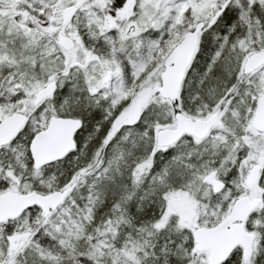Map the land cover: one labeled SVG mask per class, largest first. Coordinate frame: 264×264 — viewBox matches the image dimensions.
Listing matches in <instances>:
<instances>
[{
  "label": "rangeland",
  "instance_id": "374dc122",
  "mask_svg": "<svg viewBox=\"0 0 264 264\" xmlns=\"http://www.w3.org/2000/svg\"><path fill=\"white\" fill-rule=\"evenodd\" d=\"M73 3H76V0H0V5L3 6L16 7L18 5V8H22L23 15L30 13L36 19L50 20L57 27L60 26V31L56 35L55 40L51 39L50 41L45 39V36L42 37V34L36 30L26 28L25 24L20 20L21 18H18L17 23L15 12L0 14V119L7 114L18 111V109H25L29 110L30 118L27 126L31 132L42 129L47 124L48 118H44L43 113L34 114L28 106H30L29 102L33 100L35 92L47 82L56 81V84L63 82L61 52L56 45V39L58 41L57 37L62 32L63 11ZM254 4H257L263 12L261 16L252 13ZM229 5L234 6L236 14L232 18L231 24L229 25L228 23L223 30L228 34L238 23L244 25V31L248 34L249 39L255 38L260 31V26L264 24V0H139L137 10L139 11L138 15L141 17L140 26L148 22L150 31L154 35H151L147 45L148 51L145 53V60H138L139 65L134 67L130 76L133 78L138 74L140 75L141 72H144L143 66L148 63L150 71L146 72L143 84L141 79L135 85L133 93L134 106L125 113L130 114L134 118V115L146 102H151V105L155 107H159L161 102H164L166 107L168 106L163 99L154 94L155 89L158 90L159 87V74L163 70L164 55L197 21L207 20L208 23L201 34L213 30L212 26ZM108 7L107 0H83L78 5L77 11L71 19L70 29L81 31L88 26L92 28L98 27L100 22L112 16L107 9ZM135 15H137L136 8L133 16ZM17 38L18 48H16ZM222 40L211 63L217 58L216 54L224 46L226 35L225 37L223 36ZM249 45L242 49L241 58L238 62L241 73L245 58L249 54L262 49L258 45ZM17 49L18 52H16ZM17 54L18 57L16 58ZM37 62H39L40 67L38 72L34 69ZM21 69L23 71L18 72ZM115 74L118 81L114 83V102L124 97L130 87L127 84H130V82L125 79L124 83L120 79L123 75L121 70H116ZM141 76H143V73ZM241 78L242 85L239 88L242 87V89L239 90L238 88L234 93L238 99L227 101L222 107L214 109L219 114V120L207 138L203 142H189L183 139L178 143L180 148H177L178 145L173 147L174 152L180 149L181 153L178 156L172 153L175 160L170 162L171 167H176L175 169L180 171L183 165L185 170H191L192 174L186 176L187 178L185 177L183 187L172 188L163 197L162 202L159 204V206H162V210L158 213L159 219L155 223L150 222V228L147 231L143 230L146 238L141 232L130 234L128 231L124 234L122 233V238L124 239H118L122 226L128 224L120 213V207L115 204V206L113 205L110 208L108 216L103 219L105 223L92 236L91 240L89 239L91 243L86 248L83 246L82 250L78 248V252H74L73 245L75 244L69 243L71 241L76 242L82 237V229L86 225L88 217L84 213L87 209L82 210L81 214L77 213L79 211L73 214L70 213L71 207L69 205L73 203L72 200L67 201L66 204L50 213L48 217L41 216V212L37 209L26 210L18 218V225L14 222L9 224L7 227L8 235L13 236L14 231L18 228V234L22 235V241L18 238V244H22V246L36 244V249L38 248V250L33 252V254L35 256L37 253L38 259L34 260V264H58L59 260L64 256L63 252L65 249L70 252L71 258L75 259L74 263L71 264H206L207 253L198 252L194 249V229L196 227L212 226L219 222L227 214L233 201L237 197L246 194L250 198H261V203L256 207L249 220L250 227L247 228V231L254 235V242L252 253L246 262L247 264H264V248H261V246L259 248L258 245L257 248L261 250L259 251L256 248V244H264V236L258 241L261 228L259 224L264 214V132L256 133L249 125L255 111L256 99L264 91V65L249 75L241 76ZM149 92L151 94L150 100L148 98ZM53 97L54 101L60 103L65 99L63 86L59 85ZM107 107H110V105ZM170 107L173 113L175 109L181 108L180 106ZM212 112L214 111L211 110L206 114L198 113L192 116L203 117ZM111 113L108 115H111ZM186 114L191 115L189 113ZM113 119L108 120L112 121L114 126H119L121 122H127L120 117ZM160 119L164 120V122L159 124L155 121L152 123L153 138L150 143L152 154L148 155L145 160L135 163L136 169L132 172V176L136 184L142 182V178L152 164V156L155 151V155H160L161 159L163 158L162 155L165 149L156 145L155 136L159 129L173 125V114ZM103 120V122L108 123L107 119ZM149 121L147 120V122ZM129 130L131 131L132 128H129ZM86 136L83 134L80 140L78 138V147H83L86 142ZM112 136L114 135L110 131L104 133V143L110 140ZM24 137L25 135H20L12 146L0 151V192L7 187L14 188L19 193L36 191L31 188L33 182L41 186L44 191L41 192L43 194L67 189L64 187L68 183H73L74 187L76 184L80 186L87 180L86 176L88 173L96 171L103 164L100 146L93 150L92 154L89 155V159L81 163L82 165L79 166V169L83 172H75L79 177L72 178L69 181L70 170L75 167L70 163L68 175L62 181L63 185L52 189L51 184L56 177L54 174L47 172L45 166L35 168L32 165L31 167L27 165V154L23 151ZM79 152L77 150L76 153L72 154L68 161L70 159L74 160L77 156L79 157ZM210 152L214 158L210 160L205 158L204 162L199 164L200 158L205 153L210 155ZM191 158L198 160V164H189L187 160ZM215 158H217L216 164H214ZM61 161L64 172H66L67 169L64 167L66 161L63 159ZM167 164L165 161L161 163L165 172H167L168 168H171ZM254 165L259 166L260 170H262L260 174L263 175L253 186L247 187L245 183ZM191 167L195 168L191 169ZM233 167L235 169H232ZM24 170L27 171L26 175L31 172L30 176H26V180H24ZM232 172H236L237 175H232ZM199 175L200 177H198ZM202 177L206 178L205 182H208L207 179L210 180L212 185L216 180L223 184L224 181L227 183L226 188L222 192L217 195H210V198L215 200L213 205H208L206 201L212 188L209 183L203 185L205 182L202 181ZM159 185H163V182L159 183ZM148 193L146 191L145 194L138 195L135 198V202L128 197L129 203L126 210L131 208L133 212L139 213V201L144 200ZM182 194H185L196 205V216L192 224L181 221L167 202L170 195L179 196ZM91 199L94 200V197ZM36 223L38 226L35 228ZM129 227L133 228L131 222ZM142 229H144V225ZM161 229L166 232H157ZM157 233L160 235L161 233H166V235L169 234L167 236L178 237L179 243L178 241L173 243L171 240L172 248L165 243L161 244L159 249H156L152 240L147 238H150L149 235H153L156 239L159 235ZM188 242L189 244H187ZM2 243L5 244L4 242ZM167 252L173 257L171 261H168ZM25 256L20 251L18 252V259L12 258L9 261H0V264H25L24 258H22ZM3 257L9 258L11 256L7 249L5 250L2 246L0 248V258Z\"/></svg>",
  "mask_w": 264,
  "mask_h": 264
},
{
  "label": "trees",
  "instance_id": "16d2710c",
  "mask_svg": "<svg viewBox=\"0 0 264 264\" xmlns=\"http://www.w3.org/2000/svg\"><path fill=\"white\" fill-rule=\"evenodd\" d=\"M227 9L225 8V10L220 14L217 22L212 26L213 30H210L209 32H203L201 34L198 50L187 69V73L184 76L179 97L176 101L170 102L168 100H164L168 105L167 107L164 102H161L159 107H155L152 105L148 117H145L140 121H135L134 124L130 127L132 128V130L129 132L128 136L127 134H124V136H112L110 140L104 143V135L102 134L101 136H96L93 131L92 133L87 134L85 139L86 142L84 143L83 147L77 148V150L80 151L79 154L82 155V158L85 157L86 161L87 159H89V155L92 154L93 150L101 146L103 164L96 171L87 174V180L83 182L84 184L80 186H77L76 184L74 187L73 183H68L64 187L68 188L70 192L68 196L63 200V202L58 206V208L63 204H66L67 201L72 200L73 203H70L69 205L71 207V214L77 211H79L77 213L81 214L82 210L84 211V209H87V211L84 213L87 214L88 219L86 225L82 229V237L79 238V240H77L76 242L71 241L69 243L75 244L73 245L74 252H78V248L82 250L83 246L87 247V245L91 243L90 240L92 236L105 223V220L103 221V219L108 216L107 214L109 213L110 208H112L113 205L115 206V204L120 207V213L123 215L124 220L128 224L126 226L123 225L124 227L122 226V230L118 235V239H124L122 238V233L124 234L128 231L130 234L141 232V234L146 238V234H144L143 230L147 231L148 228H150V222L155 223L159 219L158 213L162 210V206H159V204L162 202L163 197L168 192H170V189L183 187V180L185 179V177L192 174V171L189 169L185 170V167L183 165L180 171L176 170V167H171L170 162L175 160V158H173V154L175 153V155L178 156L181 153L180 149L174 152L173 147H176L178 145L177 143L175 146L165 149L162 155V159L160 155H155L156 151L153 153L152 164L146 171V174L142 178V182L140 184H136L133 181L132 176V172L136 169L135 163L145 160L148 155L152 154L150 149L151 139L153 138L152 123L155 121L159 124L163 123L164 120L160 119L161 117L163 118L172 115L173 112L170 106L176 107L175 105H180L182 109L184 107L183 110L185 112L191 115H195L198 113L206 114L211 110L216 109L217 107H222V105L227 101H235L238 99L237 97H235L234 93L242 85V83H239L241 76L246 75L245 73L243 74L241 73V71H239L238 65L239 59L241 58L242 49L250 46L249 44L255 46L258 45L259 47L264 48V24L260 26V31L253 39L248 38V34H246L244 31V25L238 23L233 28V30L227 34L223 29L226 28L228 23L229 25L231 24V20L236 14L234 6L229 5ZM21 10L22 8H18V18H21L20 20L23 22V24H25L26 28L36 30L37 32L42 34V37L45 36V39H48L50 41L51 39L54 40V38L60 31V26L57 27L50 20H43L42 18L36 19L30 13L27 15H23ZM13 12H15L16 16V7L0 5V14ZM252 13L258 16H261V14H263L257 4H254L252 6ZM207 24V20H205L204 27ZM225 35L226 41L224 42V46L219 50L218 54H216L217 58L211 63L212 58L215 56V52L217 51L219 44L221 43V40L223 36L225 37ZM39 68V62H37L36 66H34V69L38 72L40 71ZM19 71L23 70L21 69L18 70V72ZM59 85L62 86L63 82L59 83ZM240 89H242V87L239 88V90ZM154 94H156L157 97H160L157 89H155ZM147 120L150 121L147 122ZM254 132L263 133L257 132L255 130ZM17 137L19 136L16 135L8 146H12L15 143V140H17ZM30 138V136H28L27 138L24 137V140H26V142L23 143V151L27 154V161L29 162L27 165L29 167H31L32 164L28 151V143ZM177 148H180L179 145L177 146ZM193 158L187 161H189V164L195 163L197 165L198 160ZM205 158H209L210 160L214 157H212L211 152L210 155H206L205 153L200 158L199 164H202ZM215 159L216 160L214 164L217 163V158ZM61 160L53 161L43 165L47 168V172H51L52 174H54V176H56L51 184L52 189L59 188L60 185H63L62 181L66 179L69 172L68 166H65V164L64 167H66L67 173L64 172L63 165L60 163L62 162ZM162 161H165L171 167L168 168L167 172H165L162 168ZM79 168V166L71 168L70 174L68 175L69 181L72 178L75 179L79 177L78 174H75V172H83ZM192 168L195 167H191V169ZM232 169L235 168L233 167ZM261 171L262 170L259 169V176L257 181H259L260 177H262L263 175L260 174ZM26 172V170L23 171V175L25 176L24 180L27 179V175H31V172L27 175ZM232 175L237 174L236 172H232ZM198 177H200V175ZM205 177H202V181L204 182ZM162 182L163 185H159V183ZM206 183L207 182H205L203 185H205ZM226 186L227 183L224 181L223 187L221 189L217 191H211V193L208 195V199H206L208 205H213L215 201L210 198V195L212 196L219 194L223 191L224 188H226ZM31 188L40 193L44 192L41 186H39V184L37 185L36 182L32 183ZM146 191L149 192L148 195L145 196L144 200L139 201V213L133 212L131 208L129 210H126L129 199L135 202V198H137V196L140 194H145ZM201 191H203V189H201ZM92 197H94V200L91 199ZM55 210L51 211L50 213L54 212ZM89 210L90 212L88 213ZM253 212L250 214L245 223L246 229L250 227L249 220L252 217ZM50 213L48 215H50ZM48 215L41 214V216L44 217H48ZM130 222L132 223L133 228L129 227ZM143 225L144 229H142ZM37 226L38 224L36 223L34 227L36 228ZM259 226L261 228L259 231L260 235L258 241H260V239L264 236V214ZM163 231L165 230L161 229L157 232ZM167 235L166 233H161V235L159 234L156 239L153 237V235H149L150 238L147 239L152 240V243L155 244L156 249H159L161 247V244L165 243L168 247L172 248L173 245H171L170 243L171 240L174 243L177 242L179 238L174 236L170 237ZM187 244H189V242ZM257 245L259 248L260 246L261 248H264V244H256V248ZM27 246L30 248L31 246L34 248L36 247L35 244H28ZM259 248H257V250H259ZM27 257L28 258L26 260L24 259L25 264H34V260L38 259L37 253L34 256L33 250H31V253H29ZM167 257L168 261H171L173 258L171 257L170 253H168ZM74 260L71 258L68 261L63 257L59 260L58 264H71L74 263ZM219 264H247V262H244L243 260L241 247L237 246Z\"/></svg>",
  "mask_w": 264,
  "mask_h": 264
},
{
  "label": "flooded vegetation",
  "instance_id": "af4514ba",
  "mask_svg": "<svg viewBox=\"0 0 264 264\" xmlns=\"http://www.w3.org/2000/svg\"><path fill=\"white\" fill-rule=\"evenodd\" d=\"M107 2L109 6L107 9L112 16H109L108 19L100 22L99 26L96 28H92L88 26L86 29L77 31L75 29H70V22L73 16L70 17L69 19H67V17L64 16L62 19V22H61L62 32L57 37L58 41L56 39V45L60 48V52H61V59H62L61 64L63 66V74H64L62 86L64 89L65 99L61 103L54 101L53 95L56 93L59 87V84H56V81L54 82L55 88L49 95L45 97H38V92L44 86L48 85V82H47V84L43 85L39 90L35 92V96L33 100L29 102L30 106H28L29 109H31V111L34 112V114L43 113L44 118H48L47 124L42 129L31 132V130H29L27 126L28 119L30 118L28 114L29 110L27 111L25 109H18V111H15L25 116L24 124L22 128L18 131L17 135L18 136L25 135V138H27L28 136L31 137L28 143V151H29L30 160L32 162L31 165L35 168H38V167L34 165L32 157H31V153L29 150L30 142L37 132L47 127L48 123L51 121L52 118H57V117L71 118V119H74L80 122L79 128L73 134L75 148L73 150L68 151L62 158L58 159V160L63 159L64 161H66L65 166L66 165L69 166L70 163H72L74 166L77 167V166H81L82 165L81 163L85 162V159H86L85 157L82 158V155L79 154V157L77 156L74 160L70 159L68 161V159L70 158L72 154L77 152L79 140L83 134H85L86 136L87 134H90L94 131V134L96 136L97 135L101 136L102 134L104 135V133L110 131L114 136H118L122 134L123 135L127 134L128 136L130 132L129 128L134 124V122L143 120L145 117H147L150 114V110L152 107L151 102L144 103L142 108L139 111H137V113L134 115V118L130 114L125 113V112L128 111L129 108L134 106L133 93H134L135 85H137L141 81V79H142V84H143V81H145L144 76L146 72L150 71V65L148 63L146 64V66H143L144 72H141L140 75L138 74L139 76L137 75L133 78H131L130 76V73L132 72L134 67L139 65L138 60L140 59H142L143 61L145 60L146 58L145 53L148 51L147 45L150 41L151 35L153 36L154 34L151 33L148 22H145L143 23V26H140L141 17L138 15L139 11L137 10V4L139 0H107ZM135 8H136L137 15L133 16ZM16 9H17V12H16L15 19H16V22L18 23V5L16 6ZM202 22L204 23V21ZM129 26L131 27L129 28ZM181 38L179 39V41L181 40ZM179 41H177L173 46L170 47L167 54L171 51V49ZM198 45H199V41L197 43V47L194 51L191 61L198 50ZM16 48H18V38L16 42ZM16 52H18V49L16 50ZM167 54L164 55V58H163V62H162L163 69H164V62H165V58ZM17 57H18V54L16 58ZM190 63L188 67L190 66ZM118 69L121 70L123 74L122 78L120 79L124 83H125V79L128 82H130V84L127 83L128 85H130V87H129L128 93L124 97L114 102L113 101V98L115 96L114 94L115 84L114 83L115 82L117 83L118 81L115 71ZM254 71L256 70H252L245 74L249 75L253 73ZM142 73H143V76H141ZM186 73H187V70H186ZM240 80H239V83L241 84L242 81L240 82ZM182 83H181L179 93L182 88ZM160 84L161 83H160V74H159L158 94H159ZM179 93H178V97H179ZM150 95L151 94L149 92V95H148L149 100H150ZM161 99L165 101L167 100L162 97ZM177 99H175V101ZM113 104H115V106H113ZM109 105L110 107H107ZM175 106H180V105H175ZM217 108H220V107H217ZM179 109H175L173 113V121H174L173 125L165 126L161 129L175 127V123H176L175 114L178 111L182 112L184 115H187L193 119L207 118L214 113L218 114V112H215V110H212L214 112L208 114L207 116L194 117L192 115L186 114L187 112H185L182 108H179ZM109 113H111V115H108ZM119 117L122 118L123 120H126L127 122L126 123L121 122L119 123V126H114L112 121L108 120V119H113V118L117 119ZM2 119H0V121ZM103 119H107L108 123L103 122L104 121ZM218 120H219V114H218ZM214 126L210 129L208 134L202 138H196L191 134L183 133L175 142L169 145H166V146L157 145V142H156L157 134H158V131L161 130L159 129L156 132L155 142H156V145L162 149L175 146L177 143H179L180 140H183V139L189 142L191 141L203 142V140H205L207 136L209 135V133L212 131ZM25 142L26 140H23V143ZM8 145L0 146V151L2 150L4 151L5 148L10 147ZM205 181H206V178H205ZM207 181H208L207 183L210 184L211 188L215 189V187L210 183V180L207 179ZM8 190L18 192L14 190V188L7 187V188L2 189L0 194ZM30 209H37L43 215H48L51 212L50 211L47 214L43 213L42 210L38 206L30 207L26 210H30ZM24 211L19 217L23 215ZM229 211L227 212V214L229 213ZM226 215H224L223 218ZM19 217L16 216L14 218H8L5 221H0V248H2L3 246L5 250L7 249L9 255L11 256L9 258H6V257L0 258V261H5V260L9 261L12 258L18 259V252L20 251L22 255H26L25 257H22L26 260L28 258L27 255L31 253V250H33V252H37L38 250V248L36 249V247L34 248L31 246L30 248L27 245L22 246V244H18V238L22 241L21 239L22 235L18 234V228L17 230L14 231L15 233L13 234V236L8 235L9 233H8L7 227L9 226V224L13 222L17 223L18 225ZM216 224L212 226H215ZM204 227H211V226H204ZM2 242H4L5 244H3ZM8 242L10 244H6ZM237 246L241 247V245H236L235 247ZM24 247H26L25 250H24ZM63 254H64L63 256L64 259L68 261L71 259V254L70 252L67 251V249H65ZM243 260H244V257H243ZM246 261L247 260H244V262Z\"/></svg>",
  "mask_w": 264,
  "mask_h": 264
},
{
  "label": "water",
  "instance_id": "95a60500",
  "mask_svg": "<svg viewBox=\"0 0 264 264\" xmlns=\"http://www.w3.org/2000/svg\"><path fill=\"white\" fill-rule=\"evenodd\" d=\"M76 4L67 6L64 14L69 19L76 11ZM204 23L198 21L194 27L186 31L181 40L167 54L164 69L160 73L159 94L168 100L178 97L181 82L185 71L197 47L198 36ZM264 63V49L248 55L244 61V72H250ZM54 82L44 86L38 97H45L54 90ZM218 114L214 113L207 118L193 119L182 112L175 114V127L164 128L158 131L156 142L158 146H166L175 142L183 133L196 138L208 134L216 124ZM25 116L15 112L7 115L0 121V146L8 144L22 128ZM251 127L264 131V91L258 96L255 112L250 121ZM80 122L71 118H52L47 127L37 132L30 142V153L35 166L43 165L62 158L68 151L74 149V132L79 128ZM258 166L252 168L248 185L257 179ZM215 190L222 187V182L214 181ZM68 189L56 190L49 194L36 192L18 193L5 191L0 194V221L14 218L24 209L33 205L39 206L44 213L55 209L67 196ZM168 203L179 215L180 219L190 224L195 216V204L185 194L168 197ZM260 203V198H250L241 195L234 200L229 213L215 226L197 227L194 231V248L198 251H207L206 264H218L236 245H241L244 260L251 254L254 235L244 228V221L250 212Z\"/></svg>",
  "mask_w": 264,
  "mask_h": 264
}]
</instances>
